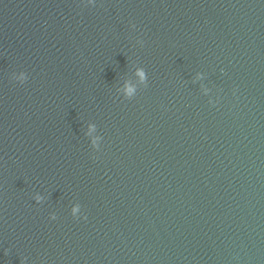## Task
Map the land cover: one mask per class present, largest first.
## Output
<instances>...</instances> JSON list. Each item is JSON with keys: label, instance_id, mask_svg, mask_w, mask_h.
Here are the masks:
<instances>
[{"label": "water", "instance_id": "water-1", "mask_svg": "<svg viewBox=\"0 0 264 264\" xmlns=\"http://www.w3.org/2000/svg\"><path fill=\"white\" fill-rule=\"evenodd\" d=\"M0 264H264V0H0Z\"/></svg>", "mask_w": 264, "mask_h": 264}, {"label": "clouds", "instance_id": "clouds-1", "mask_svg": "<svg viewBox=\"0 0 264 264\" xmlns=\"http://www.w3.org/2000/svg\"><path fill=\"white\" fill-rule=\"evenodd\" d=\"M141 75H142V73H141Z\"/></svg>", "mask_w": 264, "mask_h": 264}]
</instances>
